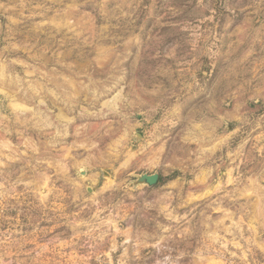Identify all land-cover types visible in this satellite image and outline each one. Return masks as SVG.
<instances>
[{
	"label": "rangeland",
	"instance_id": "1",
	"mask_svg": "<svg viewBox=\"0 0 264 264\" xmlns=\"http://www.w3.org/2000/svg\"><path fill=\"white\" fill-rule=\"evenodd\" d=\"M0 264H264V0H0Z\"/></svg>",
	"mask_w": 264,
	"mask_h": 264
},
{
	"label": "water",
	"instance_id": "2",
	"mask_svg": "<svg viewBox=\"0 0 264 264\" xmlns=\"http://www.w3.org/2000/svg\"><path fill=\"white\" fill-rule=\"evenodd\" d=\"M159 174L157 172L153 173H142L137 176L135 182L137 184H145L147 186H154L158 182Z\"/></svg>",
	"mask_w": 264,
	"mask_h": 264
},
{
	"label": "trees",
	"instance_id": "3",
	"mask_svg": "<svg viewBox=\"0 0 264 264\" xmlns=\"http://www.w3.org/2000/svg\"><path fill=\"white\" fill-rule=\"evenodd\" d=\"M177 174L176 173H173V174H170L166 177H162L161 175L159 176L158 178V181H164V180H167V179H172L173 177H175Z\"/></svg>",
	"mask_w": 264,
	"mask_h": 264
}]
</instances>
